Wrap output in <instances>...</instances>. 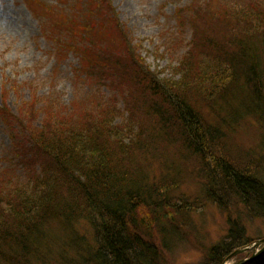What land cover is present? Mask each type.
<instances>
[{"label": "trees", "instance_id": "16d2710c", "mask_svg": "<svg viewBox=\"0 0 264 264\" xmlns=\"http://www.w3.org/2000/svg\"><path fill=\"white\" fill-rule=\"evenodd\" d=\"M65 6L44 35L58 59H78L72 101L32 88L14 113L3 94L11 145L0 161V264H163L206 203L228 214L225 239L205 257L224 264L251 244L244 221L264 220V0L177 12L201 56H182L179 81L158 84L109 0ZM125 85L143 87L137 103ZM253 120L258 146L243 153L228 132ZM191 181L195 198L181 192Z\"/></svg>", "mask_w": 264, "mask_h": 264}, {"label": "rangeland", "instance_id": "374dc122", "mask_svg": "<svg viewBox=\"0 0 264 264\" xmlns=\"http://www.w3.org/2000/svg\"><path fill=\"white\" fill-rule=\"evenodd\" d=\"M0 0V11L6 15L3 22L0 18V106L3 103L5 90L9 92L7 107L14 113L22 100H28L33 89L40 96L55 95L60 102L68 105L74 94V67L78 66L75 55L64 56L58 59V48L54 43H49L45 38V29L50 32L55 30L57 20L63 14H68L67 0ZM111 9L117 14L122 26L121 34L131 45L135 56L143 62L146 77L158 84L159 81H179L181 70L179 69L182 56H201V50L195 44L200 38H193L192 28L182 29L178 27L177 12H182L193 6H202L207 2L214 5H226L230 7L240 4L245 0H109ZM65 2V4H64ZM190 11H188V14ZM10 17V19H9ZM21 20V23L18 21ZM17 22V23H14ZM11 24H15V31H10ZM23 26V27H21ZM57 30V27H56ZM175 41H181V45ZM191 42V45H190ZM190 45V46H189ZM189 46V47H188ZM188 47V48H186ZM114 51H111V54ZM191 52V53H190ZM68 57V58H67ZM212 57V56H211ZM130 58H133L131 56ZM193 61L194 58H192ZM207 59L206 65H213ZM196 62V61H195ZM197 63V62H196ZM200 69V68H199ZM179 70V73H178ZM179 75V76H178ZM129 81L128 77L123 80ZM122 81V78H120ZM120 80L117 79L118 82ZM143 82V80H140ZM11 82L18 83L21 90L13 89ZM87 81L81 84L79 91L86 90ZM143 86L142 83H140ZM33 88V89H32ZM126 98L137 103L140 97L141 87L137 94L132 91L130 85H125ZM143 91V90H142ZM141 91V92H142ZM98 92V90H96ZM139 94V95H138ZM129 96H132L129 98ZM201 103V102H200ZM208 117V116H207ZM252 127L242 124L237 132H228L232 140L239 145L240 151H249L258 146L259 130L256 121ZM9 136L4 125L0 122V161H3L5 153L10 149ZM181 192L192 198L200 194L198 181H191L183 185ZM176 203L181 202L176 199ZM228 214L211 203L202 206L197 214L190 219L191 226L185 229L182 242L171 250L162 251L159 240L153 243L165 255L163 264H207V252L222 242L227 235L229 226ZM247 235L251 240L247 252L225 262L224 264H236L250 259L255 254L259 241L264 239V220L247 219ZM82 233L90 235V229L84 225L78 227ZM183 229V228H182ZM159 242V243H157ZM246 247V248H247ZM228 260V259H227Z\"/></svg>", "mask_w": 264, "mask_h": 264}, {"label": "water", "instance_id": "95a60500", "mask_svg": "<svg viewBox=\"0 0 264 264\" xmlns=\"http://www.w3.org/2000/svg\"><path fill=\"white\" fill-rule=\"evenodd\" d=\"M254 245H255L257 248H256V251H255V254L252 255L253 257L250 258V259H246V260L240 261V262H238V263H236V264H248V263L254 261V260H255L256 258H258L259 256H261L262 254H264V239L261 240V241H259L258 244L256 243V244H254ZM249 249H250V248L247 247V248H244V249H241V250L236 251L233 255L229 256V258H228L227 261H229V260H231V259L237 257V256L240 255V254H243V253L247 252Z\"/></svg>", "mask_w": 264, "mask_h": 264}, {"label": "bare ground", "instance_id": "6f19581e", "mask_svg": "<svg viewBox=\"0 0 264 264\" xmlns=\"http://www.w3.org/2000/svg\"><path fill=\"white\" fill-rule=\"evenodd\" d=\"M10 15H11L10 13H8V15H6L3 11H0V18L3 19V22L7 21V19L5 20V18H7V17L10 16ZM9 19H10V17H9ZM14 23H17V22H14ZM18 23L22 24V23H21V20H19ZM21 27H23V26H21ZM15 30H16V28H15V24H14V25L11 24V26H10V31H15ZM0 31H2L1 28H0Z\"/></svg>", "mask_w": 264, "mask_h": 264}]
</instances>
